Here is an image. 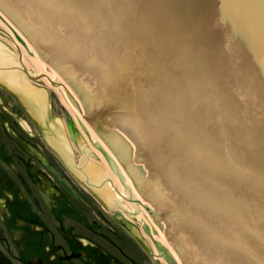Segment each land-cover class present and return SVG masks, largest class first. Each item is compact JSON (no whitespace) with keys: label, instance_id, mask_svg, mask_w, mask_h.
Returning a JSON list of instances; mask_svg holds the SVG:
<instances>
[{"label":"water","instance_id":"95a60500","mask_svg":"<svg viewBox=\"0 0 264 264\" xmlns=\"http://www.w3.org/2000/svg\"><path fill=\"white\" fill-rule=\"evenodd\" d=\"M0 17L66 105L1 30L0 84L18 94L48 143L72 156L79 174H71L96 201L100 194L110 215L119 213L148 258L158 264L164 255L153 238L178 264H264V0H0ZM57 68L74 71L63 78ZM120 138L137 152L122 167L113 156ZM135 160L149 172L139 190L130 179L132 171L143 176ZM174 216L184 230L177 238ZM193 219L210 246L234 237L238 249L204 257L197 230L185 232ZM163 261L173 264L168 254Z\"/></svg>","mask_w":264,"mask_h":264},{"label":"flooded vegetation","instance_id":"af4514ba","mask_svg":"<svg viewBox=\"0 0 264 264\" xmlns=\"http://www.w3.org/2000/svg\"><path fill=\"white\" fill-rule=\"evenodd\" d=\"M5 143L0 140V264H138L132 253H123L114 217L102 218L95 212L97 218H91L87 212L82 228L64 225L61 216L68 209L64 206L86 208V203L79 192L69 202L68 192L44 165L46 158L51 166L60 168L52 149L47 148L49 154L43 156L38 152L44 151L38 139L32 142L38 147L34 153L26 155V146L19 145L23 156L12 153ZM12 159L22 168L34 199L12 179Z\"/></svg>","mask_w":264,"mask_h":264},{"label":"rangeland","instance_id":"374dc122","mask_svg":"<svg viewBox=\"0 0 264 264\" xmlns=\"http://www.w3.org/2000/svg\"><path fill=\"white\" fill-rule=\"evenodd\" d=\"M0 30H4L9 32L8 28L6 27L5 23L0 19ZM5 34V33H4ZM7 36V35H6ZM8 37V36H7ZM10 40L11 38L8 37ZM12 42V40H11ZM13 43V42H12ZM14 45V44H13ZM15 47V46H14ZM16 48V47H15ZM17 51V50H16ZM18 53V52H17ZM23 55L24 61L26 63L27 66V61H26V57H31L30 54L25 53L24 51H22L21 53ZM29 69V68H28ZM38 80L43 87L45 88V90L47 91V93L61 106H65L66 104L64 103L63 99L61 98V96L59 95V93L55 90V88L53 86H51L50 84H48V82L44 79V78H39L36 79ZM8 89L3 87L0 84V110L4 111L5 109H7L8 111H10L11 113V121L16 123L19 127H21L23 129V133H21V137H26V138H32V136L35 137H40L45 139L40 130L37 128V126L34 124V122L32 121V119L29 117L28 113L26 114L23 106L21 105V103L16 99V97L14 95H12L9 91H7ZM20 132V131H19ZM38 134V136H37ZM31 135V136H30ZM46 140V139H45ZM48 153V152H47ZM68 178L72 181L71 183L73 184V186L75 188H77L78 191H82L83 195L86 197V200H88L86 203V205L89 207V212L88 215L93 218V213L95 214L96 210L99 209L100 211L102 210L103 213L109 214L105 208L102 205H96L95 202L98 204V202L94 199V197L89 193V191L70 173L68 174ZM89 195L90 198L87 196ZM70 202H71V198ZM65 221H68V219H64ZM119 223V222H118ZM120 224V223H119ZM121 225V224H120ZM106 229H104V232ZM107 233V232H106ZM123 238L126 241L128 248L127 250H130L129 253H133V251L131 250L130 245L131 244H135L136 248L134 249L135 254H141L144 253L145 256V262L146 264H155L150 258H148L147 254V249L145 247V245L141 242L140 239H138L136 236H134L133 234L127 232L124 229V234H123ZM131 236V237H130ZM124 246V243H123Z\"/></svg>","mask_w":264,"mask_h":264},{"label":"bare ground","instance_id":"6f19581e","mask_svg":"<svg viewBox=\"0 0 264 264\" xmlns=\"http://www.w3.org/2000/svg\"><path fill=\"white\" fill-rule=\"evenodd\" d=\"M0 19L5 23L6 27L8 28L9 37L11 38L14 46L16 47V50L18 52L19 60L24 64L25 68L28 71H30V73L32 74V76L35 79L44 78L48 82V84H50L51 86H53L55 88V90L59 93V95L63 99L64 103L66 104L64 95L61 93L59 88L55 84H53L48 79V77L45 75V73L41 69L40 64H39L37 58L34 56V54L29 50V48L26 45L24 46L20 42L21 38L16 34V32L12 29V27L4 19H2L1 17H0ZM8 34H5V35H8ZM22 51H24L25 53H28V54L31 53V55H30L31 57H26L25 58L26 61H27V66H26V63L24 61L23 55L21 54Z\"/></svg>","mask_w":264,"mask_h":264}]
</instances>
